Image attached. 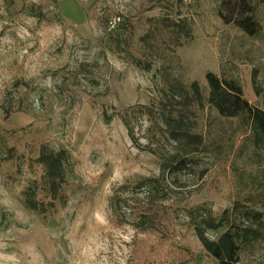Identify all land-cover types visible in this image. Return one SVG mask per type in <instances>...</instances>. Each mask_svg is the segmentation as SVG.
<instances>
[{
    "label": "rangeland",
    "instance_id": "obj_1",
    "mask_svg": "<svg viewBox=\"0 0 264 264\" xmlns=\"http://www.w3.org/2000/svg\"><path fill=\"white\" fill-rule=\"evenodd\" d=\"M173 2L0 0V264H217L187 224L192 208L219 217L238 202L264 221V146H253L239 119L205 105L197 120L206 149L186 154L194 172L160 176L166 190L159 191V221L134 226L152 190L135 185L158 177L161 160L138 149L116 115L106 122L103 111L148 104L173 77L205 86L207 71L237 80L264 110V0L255 1L262 26L256 38L222 22L216 0L167 6ZM166 14L187 18L192 38L179 47L162 30L151 68L143 70L130 57L146 49L140 36L150 19ZM114 16L122 22L110 29ZM149 124L138 119L135 136L160 150ZM41 144L65 149L69 161L66 203L38 213L26 208L23 191L36 185L37 199L49 201L36 160ZM124 183L129 211L121 223L109 199ZM239 264H264V226L262 240L242 248Z\"/></svg>",
    "mask_w": 264,
    "mask_h": 264
},
{
    "label": "trees",
    "instance_id": "obj_2",
    "mask_svg": "<svg viewBox=\"0 0 264 264\" xmlns=\"http://www.w3.org/2000/svg\"><path fill=\"white\" fill-rule=\"evenodd\" d=\"M168 0H146V3H166ZM185 0H174L168 7L179 8ZM218 2L217 14L225 24H233L243 33L256 38L261 33V22L257 18L255 1L259 0H216ZM142 11L145 10L144 5ZM151 27L140 36L146 49L141 57H130L135 66L143 70L151 68L148 56L156 48L158 36L164 30L169 34L176 46H182L192 38V28L187 18L172 17L169 14L150 19ZM255 74V73H254ZM167 80V78H166ZM206 85L202 86L197 80L185 83L178 77L167 80V88L160 98L152 99L148 104L136 103L120 111L108 114L102 112V117L109 122L116 115L126 128L131 142L140 150H148L160 158V174L158 177H141L136 187L151 188L148 211L141 212L134 226L139 229L153 227L159 221L156 206L164 191L160 183V176L169 172L188 170L194 172L191 159L187 152L198 153L205 151V136L199 129L197 111L204 109L205 105L213 108L224 118L239 119V126L251 136L253 146L257 149L264 146V110L250 103L244 96L240 83L226 75L213 71L205 73ZM255 84V75H253ZM10 108V107H9ZM8 109V108H7ZM5 116L9 117L14 109L7 110ZM146 117L150 121L153 141L160 150L150 144H142L135 136V122ZM170 150L166 151V146ZM37 162L42 166L41 188L49 201L37 199V186L30 185L24 191V205L29 210L43 213L57 204L66 203L63 186L67 182V164L69 154L65 149L54 150L45 144L38 148ZM129 186L124 183L118 186L109 199L112 213L119 222L125 223L128 210V199L123 198ZM154 192V194H153ZM163 192V194H164ZM189 211L188 225L194 230L198 240L212 256L217 264H239L240 252L244 246H253L263 237L264 221L260 211L246 207L235 202L231 209H225L217 217L209 209ZM226 227L223 231L221 229Z\"/></svg>",
    "mask_w": 264,
    "mask_h": 264
},
{
    "label": "built area",
    "instance_id": "obj_3",
    "mask_svg": "<svg viewBox=\"0 0 264 264\" xmlns=\"http://www.w3.org/2000/svg\"><path fill=\"white\" fill-rule=\"evenodd\" d=\"M122 22L121 16H114L108 21V27L111 28H116L118 25H120Z\"/></svg>",
    "mask_w": 264,
    "mask_h": 264
}]
</instances>
